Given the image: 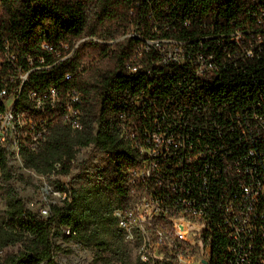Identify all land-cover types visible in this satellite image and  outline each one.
<instances>
[{
  "label": "trees",
  "instance_id": "obj_1",
  "mask_svg": "<svg viewBox=\"0 0 264 264\" xmlns=\"http://www.w3.org/2000/svg\"><path fill=\"white\" fill-rule=\"evenodd\" d=\"M133 28L145 38L182 42L191 58L211 52L218 70L197 76L187 64L153 63L160 58L154 50L136 56L143 41L137 36L109 43ZM79 40L73 55L60 61L42 48L43 43L73 45ZM41 55L44 63L36 59ZM25 56L35 58L34 64ZM133 65L139 68L132 71ZM19 69L29 74L15 108L35 121L37 130L47 127L34 148L29 134L20 140L24 167L41 175L67 176L79 149L93 145L108 158L101 171L106 187L116 196L117 207H126L132 200L128 172L142 162L135 139L153 128L135 99L148 88L176 97L182 104L210 94L213 106L204 101V108L228 113L232 110L228 103L240 99L244 90L247 96H253L256 89L264 91V0H0V91L6 88L10 95L20 89ZM194 83L197 87L185 101L183 96ZM51 87L62 96L72 90L81 93L82 129L63 121L60 104L34 107L30 95L43 96ZM242 106L233 109L243 111ZM5 108L0 95V113ZM185 109L192 113L190 107ZM221 117L215 118L220 121ZM8 171L9 153L0 143V173ZM56 182L66 197L63 205H53L46 219L28 210L22 199L10 196L7 215L0 218V250L17 243L23 248L0 259V264L51 262L56 227L69 229L68 238L112 254L120 251L122 229L108 226L111 221L118 223L114 212L98 208H93L94 213L80 212L71 189ZM218 242L214 240L211 264L223 261ZM133 264L144 263L138 259Z\"/></svg>",
  "mask_w": 264,
  "mask_h": 264
},
{
  "label": "built area",
  "instance_id": "obj_2",
  "mask_svg": "<svg viewBox=\"0 0 264 264\" xmlns=\"http://www.w3.org/2000/svg\"><path fill=\"white\" fill-rule=\"evenodd\" d=\"M126 36L143 40L136 56L156 51L160 58L153 63L187 64L197 76L218 70L211 52L191 58L182 42L145 38L135 28L123 38ZM80 42L43 43L42 48L60 61L72 56ZM24 58L34 64L35 58ZM36 59L45 61L42 55ZM131 68L136 71L139 66ZM19 70L20 89L10 95L6 88L0 91L6 107L0 113V143L8 153L7 147L13 145L18 157L23 137L29 134L34 148L47 132L45 125L37 130V123L15 108L29 74ZM196 87V83L189 86L185 101ZM160 93L148 88L134 101L144 118L152 120L153 128L135 139L142 162L128 172L132 200L114 210L124 239L138 246L139 260L144 264H211L215 239L222 264H264V91L256 89L253 96H247L244 90L240 99L228 103L232 109L228 113L204 108L201 102L211 104L210 94L182 104L176 97ZM30 98L39 109L49 103L60 104L63 121L82 129L79 91L62 96L51 87L43 96L32 93ZM242 104L243 111L233 109ZM186 107L192 113H185Z\"/></svg>",
  "mask_w": 264,
  "mask_h": 264
},
{
  "label": "rangeland",
  "instance_id": "obj_3",
  "mask_svg": "<svg viewBox=\"0 0 264 264\" xmlns=\"http://www.w3.org/2000/svg\"><path fill=\"white\" fill-rule=\"evenodd\" d=\"M121 39L123 35L108 41L111 43ZM88 64L89 61L86 65ZM12 147L13 145L7 147L10 153L9 171L7 174L0 173V218L7 215V202L10 196L22 199L26 208L37 216L48 218L53 205H63L65 198V194L57 188L56 181L65 183L71 189L72 195L77 199L78 210L84 214L94 213L96 208L114 212L118 206L116 196L106 187L101 173L107 167L108 158L93 145L79 149L72 170L67 176L41 175L25 168L22 159ZM45 209L47 213L43 212ZM108 226L113 230H120L116 221H111ZM68 230L66 227L54 228L53 259L51 262L44 261L41 264H133L139 259L138 246L128 243L124 236L119 239L120 251L112 254L78 238L66 237L65 233H68ZM120 233L123 235L122 230ZM22 248L23 245L20 243L9 245L0 250V259L9 254H16Z\"/></svg>",
  "mask_w": 264,
  "mask_h": 264
},
{
  "label": "water",
  "instance_id": "obj_4",
  "mask_svg": "<svg viewBox=\"0 0 264 264\" xmlns=\"http://www.w3.org/2000/svg\"><path fill=\"white\" fill-rule=\"evenodd\" d=\"M204 262H206V263H207V260H204Z\"/></svg>",
  "mask_w": 264,
  "mask_h": 264
}]
</instances>
